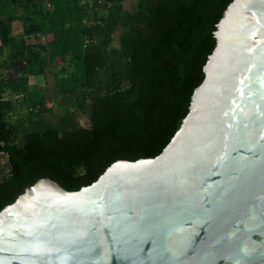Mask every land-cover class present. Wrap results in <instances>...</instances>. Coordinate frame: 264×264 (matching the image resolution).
<instances>
[{"label": "water", "instance_id": "water-1", "mask_svg": "<svg viewBox=\"0 0 264 264\" xmlns=\"http://www.w3.org/2000/svg\"><path fill=\"white\" fill-rule=\"evenodd\" d=\"M181 127L156 158L0 213V264H264V0H234Z\"/></svg>", "mask_w": 264, "mask_h": 264}, {"label": "trees", "instance_id": "trees-1", "mask_svg": "<svg viewBox=\"0 0 264 264\" xmlns=\"http://www.w3.org/2000/svg\"><path fill=\"white\" fill-rule=\"evenodd\" d=\"M233 1L139 0L131 12L124 0H0V158L9 168L0 169V213L41 179L76 192L118 161L161 155ZM57 61L59 99L72 104L53 121L40 81ZM20 107L25 118L12 122Z\"/></svg>", "mask_w": 264, "mask_h": 264}, {"label": "rangeland", "instance_id": "rangeland-1", "mask_svg": "<svg viewBox=\"0 0 264 264\" xmlns=\"http://www.w3.org/2000/svg\"><path fill=\"white\" fill-rule=\"evenodd\" d=\"M129 10L131 12L135 11V8H131L129 7ZM120 36V32L117 33V40L114 42V46H119V41L118 38ZM65 65V63L61 62V61H57L56 63H52L49 67V73L47 75V77L45 78V80H41L40 84L47 90V100L49 103V107L51 109H53V113L48 115V118L56 121L57 118L61 115V104L63 106L66 105H70L72 104V100H66V101H61L59 99V94L57 93V83H56V75L57 76H61V68ZM27 114V109L20 107L18 109V111H16L13 116H12V122H16L19 119H23L25 118V115ZM87 121L83 120L82 122V126L87 128ZM0 169H4V171L6 173L9 172V168H8V162H7V158L1 156L0 158Z\"/></svg>", "mask_w": 264, "mask_h": 264}, {"label": "flooded vegetation", "instance_id": "flooded-vegetation-1", "mask_svg": "<svg viewBox=\"0 0 264 264\" xmlns=\"http://www.w3.org/2000/svg\"><path fill=\"white\" fill-rule=\"evenodd\" d=\"M131 83H132L131 79L130 78H126L124 80V82L120 85V88H122L123 90L124 89H127V88H131ZM135 96H136L135 97V100L136 101L141 100V95H135ZM156 98L157 97H155L154 100H156ZM154 100H153V106H154V104H157V102L155 103ZM156 106L153 107V108H157ZM83 120L87 121L86 122L87 123V128L86 127H84V128L91 129L92 128V125H91V123H90V121L88 119H82V120H80L81 125H82Z\"/></svg>", "mask_w": 264, "mask_h": 264}, {"label": "crops", "instance_id": "crops-1", "mask_svg": "<svg viewBox=\"0 0 264 264\" xmlns=\"http://www.w3.org/2000/svg\"><path fill=\"white\" fill-rule=\"evenodd\" d=\"M138 1L139 0H124V3L128 9H129V7H131V8H135V10H136L137 5H138Z\"/></svg>", "mask_w": 264, "mask_h": 264}]
</instances>
